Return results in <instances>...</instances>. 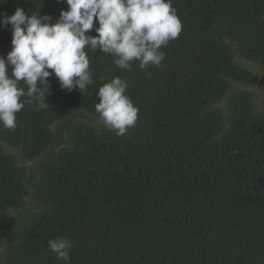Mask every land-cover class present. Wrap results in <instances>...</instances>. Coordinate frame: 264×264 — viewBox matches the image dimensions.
<instances>
[{
    "label": "trees",
    "instance_id": "trees-1",
    "mask_svg": "<svg viewBox=\"0 0 264 264\" xmlns=\"http://www.w3.org/2000/svg\"><path fill=\"white\" fill-rule=\"evenodd\" d=\"M17 7L54 23L68 5L0 0V16ZM173 7L183 28L162 49V66L126 71L90 52L95 83L85 93L52 75L46 109L26 104L15 130L0 124L3 264H65L48 250L57 236L73 241L71 264H264V103L239 86L257 76L237 61L264 72V0ZM11 39L0 24V47ZM115 76L139 108L125 136L95 111L99 87ZM87 114L98 123L77 118Z\"/></svg>",
    "mask_w": 264,
    "mask_h": 264
},
{
    "label": "clouds",
    "instance_id": "clouds-1",
    "mask_svg": "<svg viewBox=\"0 0 264 264\" xmlns=\"http://www.w3.org/2000/svg\"><path fill=\"white\" fill-rule=\"evenodd\" d=\"M65 2L68 8L61 10L54 23L51 15L28 13L22 7L0 16V24L10 25L12 31L11 50L6 57L0 55V124L6 129L15 130L16 114L26 104H35L38 110L49 106L52 75L62 89L71 92L78 88L85 93L95 83L90 52L111 55L113 63L126 71L135 62L141 70L160 67L166 56L162 49L183 28L173 0ZM92 30L96 35L90 34ZM127 88L128 82L115 76L97 92L95 111L104 127L117 136H125L138 121L139 108L126 94ZM72 247L73 241L67 237L48 241V250L65 264H71Z\"/></svg>",
    "mask_w": 264,
    "mask_h": 264
},
{
    "label": "rangeland",
    "instance_id": "rangeland-1",
    "mask_svg": "<svg viewBox=\"0 0 264 264\" xmlns=\"http://www.w3.org/2000/svg\"><path fill=\"white\" fill-rule=\"evenodd\" d=\"M11 41H12V39L5 46L0 47V55H3L6 57L7 53L12 48ZM237 61L244 64L246 67L250 68L251 70H253L254 73L256 74L257 80L253 85H250V86L239 85V86L243 89L249 90L250 92H252L256 96V106L259 109H261L263 107V103H264V72H263V70L259 64L246 61L245 59L240 58V57L237 58ZM77 118L78 119H85V120H87L93 124L98 123V119L95 118L94 116L89 115V114H87V118H84V117L82 118L79 115H77ZM3 145L6 147L7 153H13V154H15V156H17L19 165H24L27 168L34 166L35 162L30 163L29 161H27L26 159L23 158V156L21 155L20 149L13 148V147H11L9 145H5V144H3ZM33 199H34V194L32 193V195H29V197L27 198L26 206L21 211H15L14 214H16L19 217V220H21L20 213L21 212H27L29 210V208H31L34 205ZM5 253H6V247L5 246L0 247V264H3L4 258H5Z\"/></svg>",
    "mask_w": 264,
    "mask_h": 264
}]
</instances>
